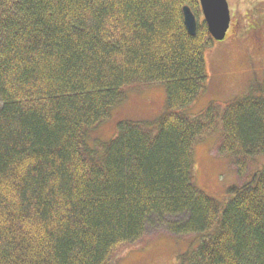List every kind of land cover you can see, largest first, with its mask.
<instances>
[{
	"label": "trees",
	"instance_id": "16d2710c",
	"mask_svg": "<svg viewBox=\"0 0 264 264\" xmlns=\"http://www.w3.org/2000/svg\"><path fill=\"white\" fill-rule=\"evenodd\" d=\"M197 0H0V264H110L148 231L195 236L180 264H264V166L224 205L193 182V147L219 122L238 176L264 156V79L222 112L181 111L205 87ZM163 84L157 119L88 143L138 84ZM159 233V234H160Z\"/></svg>",
	"mask_w": 264,
	"mask_h": 264
},
{
	"label": "rangeland",
	"instance_id": "374dc122",
	"mask_svg": "<svg viewBox=\"0 0 264 264\" xmlns=\"http://www.w3.org/2000/svg\"><path fill=\"white\" fill-rule=\"evenodd\" d=\"M230 25L223 41H212L203 51L205 87L196 100L181 113L202 115L209 107L222 112L226 105L248 96L264 79V0H226ZM199 10V7H198ZM194 13V11H193ZM194 15L203 23L200 10ZM204 24V23H203ZM163 84H138L124 90V98L111 109L106 120L89 132L88 143L110 142L120 124L148 122L165 110ZM221 126L215 122L193 147V182L196 188L226 205L228 188L241 185L264 166V156L247 165L238 176L231 157L219 153ZM160 233V232H159ZM148 231L133 245H123L110 257V264H180L179 257L193 251L199 242L195 236L175 237Z\"/></svg>",
	"mask_w": 264,
	"mask_h": 264
},
{
	"label": "water",
	"instance_id": "95a60500",
	"mask_svg": "<svg viewBox=\"0 0 264 264\" xmlns=\"http://www.w3.org/2000/svg\"><path fill=\"white\" fill-rule=\"evenodd\" d=\"M198 6L203 15L208 34L212 41H223L230 25V12L226 0H198ZM184 27L189 36L196 34L198 19L192 10L182 8Z\"/></svg>",
	"mask_w": 264,
	"mask_h": 264
},
{
	"label": "bare ground",
	"instance_id": "6f19581e",
	"mask_svg": "<svg viewBox=\"0 0 264 264\" xmlns=\"http://www.w3.org/2000/svg\"><path fill=\"white\" fill-rule=\"evenodd\" d=\"M197 2H198V0H197ZM188 7H189V6H188ZM189 8H190V7H189ZM190 9H191V8H190ZM182 17H183V15H182ZM198 25H199V23H198ZM198 25H197V26H198ZM185 30H186V29H185ZM186 32H187V31H186Z\"/></svg>",
	"mask_w": 264,
	"mask_h": 264
}]
</instances>
